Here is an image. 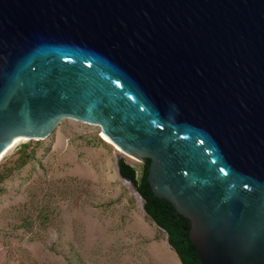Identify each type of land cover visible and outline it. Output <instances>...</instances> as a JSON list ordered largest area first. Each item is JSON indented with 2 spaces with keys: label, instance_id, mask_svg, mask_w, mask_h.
Here are the masks:
<instances>
[{
  "label": "water",
  "instance_id": "obj_1",
  "mask_svg": "<svg viewBox=\"0 0 264 264\" xmlns=\"http://www.w3.org/2000/svg\"><path fill=\"white\" fill-rule=\"evenodd\" d=\"M66 118L150 159L203 264H264V0H0V161Z\"/></svg>",
  "mask_w": 264,
  "mask_h": 264
},
{
  "label": "rangeland",
  "instance_id": "obj_2",
  "mask_svg": "<svg viewBox=\"0 0 264 264\" xmlns=\"http://www.w3.org/2000/svg\"><path fill=\"white\" fill-rule=\"evenodd\" d=\"M32 157L19 164L23 144ZM99 125L64 119L43 140H23L0 161V264H182L144 200L118 174Z\"/></svg>",
  "mask_w": 264,
  "mask_h": 264
},
{
  "label": "trees",
  "instance_id": "obj_3",
  "mask_svg": "<svg viewBox=\"0 0 264 264\" xmlns=\"http://www.w3.org/2000/svg\"><path fill=\"white\" fill-rule=\"evenodd\" d=\"M31 143H25L20 149L18 157L19 164L29 162L31 155ZM150 159L143 162L140 172L137 167L127 162L124 158L120 159L121 172L124 177L132 179L145 200L147 215L165 231L169 237L171 247L178 254L182 264H203L197 255V249L190 239V229L187 226L189 219L180 214L166 198L155 195L150 183L147 180L149 173ZM11 170H0V185L8 177Z\"/></svg>",
  "mask_w": 264,
  "mask_h": 264
},
{
  "label": "bare ground",
  "instance_id": "obj_4",
  "mask_svg": "<svg viewBox=\"0 0 264 264\" xmlns=\"http://www.w3.org/2000/svg\"><path fill=\"white\" fill-rule=\"evenodd\" d=\"M103 134V133H102ZM103 138L107 141V142H109V143H111L112 145H114L115 146V148L116 149H119V150H121L117 145H115L111 140H109L104 134H103ZM28 138H26V137H17L14 141H13V143L7 148V150L4 152V154H3V158H4V156L14 147V146H16L19 142H21V141H23V140H27ZM121 152H123V153H125L126 155H128L129 157H131V158H133V159H136V160H138V161H140L138 158H136V157H134V156H132V155H130V154H128V153H126L125 151H123V150H121ZM2 158V159H3Z\"/></svg>",
  "mask_w": 264,
  "mask_h": 264
},
{
  "label": "flooded vegetation",
  "instance_id": "obj_5",
  "mask_svg": "<svg viewBox=\"0 0 264 264\" xmlns=\"http://www.w3.org/2000/svg\"><path fill=\"white\" fill-rule=\"evenodd\" d=\"M188 226V225H187Z\"/></svg>",
  "mask_w": 264,
  "mask_h": 264
}]
</instances>
